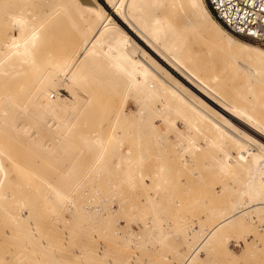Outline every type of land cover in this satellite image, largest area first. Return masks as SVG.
Listing matches in <instances>:
<instances>
[{
  "label": "rangeland",
  "instance_id": "obj_1",
  "mask_svg": "<svg viewBox=\"0 0 264 264\" xmlns=\"http://www.w3.org/2000/svg\"><path fill=\"white\" fill-rule=\"evenodd\" d=\"M106 1L95 0L94 7L106 9ZM68 9H73V16L63 10L62 19L70 21L72 17L79 16V11L71 4ZM106 10L104 17L110 12L108 8ZM209 11L216 19L210 8ZM94 16L96 12H89V17ZM119 16L113 15L110 22H119V26L142 46L134 29L127 30L128 25ZM222 27L238 41L259 46ZM167 42L160 40L158 45ZM193 49L203 61L193 71V76L211 89L216 84L213 80L216 74L224 77L225 81L216 88V93L233 100L238 80L227 79L241 64L240 58L232 57L228 50L212 42L206 43L204 37H198ZM208 50H211V55H204ZM257 62L258 58L253 57L243 62L239 70L242 71L243 66L249 71L256 67ZM180 64L189 69V62ZM58 76L63 77L61 74ZM19 83L20 80L16 83L12 79L0 80V108L4 98H9L6 112L0 109V169L4 170V175H0L3 200V208H0V264H188L190 261H193L190 264H264V207L250 210L247 213L250 218L246 216L240 224L214 230L222 216L212 214L211 210L220 208L226 201L228 192L225 185L233 181V177L217 172V163L229 152L236 155L232 145L218 147L211 142L212 134L207 127L201 125L197 129L190 121H185L180 112L170 113L166 106L160 109L162 103L153 100L152 108L169 117L156 119V137L153 133L150 135L158 144L152 143L151 153L147 154L144 164L132 167L127 160L119 163L116 156L97 163L96 150L85 149L78 137L67 135L66 128L56 132L49 129L50 113L57 116V112L50 110L48 113L35 103L46 97L35 100L29 92L14 98L7 95L18 91ZM96 86L94 81L88 85H67L68 96L60 99V113L66 114V106L72 107L76 103L72 113L77 118L79 109L88 102L89 90ZM65 91L59 90L62 95ZM53 95L57 100L58 94L52 92ZM111 95L112 92L98 91V103L116 108L121 100L119 96ZM260 100V97L256 99ZM12 101L14 103H10ZM172 102L175 103L174 99L170 101V108L174 105ZM127 104L129 115L136 114V101L130 98ZM20 106L25 107L23 116L16 112ZM181 109L185 107L180 105ZM94 119L90 117V121ZM86 121L89 122L88 119ZM13 122L27 125L26 130L18 128L17 131L12 126ZM34 130L36 136H29ZM89 131L90 125L85 124L78 134ZM130 150L132 146L128 142L120 148L121 152ZM161 157H164V162ZM242 159L249 162L248 156ZM164 163L167 169L162 173ZM73 166H77L74 174L68 173ZM235 173L239 175L238 184H243L246 174L240 165L236 166ZM53 186L71 197L69 200L68 197L59 199L49 207V203L56 199ZM82 206L93 213L96 210L102 212L104 217L91 222L85 219ZM21 210L27 211V218L19 219V222L9 214Z\"/></svg>",
  "mask_w": 264,
  "mask_h": 264
},
{
  "label": "bare ground",
  "instance_id": "obj_2",
  "mask_svg": "<svg viewBox=\"0 0 264 264\" xmlns=\"http://www.w3.org/2000/svg\"><path fill=\"white\" fill-rule=\"evenodd\" d=\"M94 2L0 0V80L12 79L15 83L20 80L21 85L18 91L8 92L7 95L14 98L29 92L35 100L46 97L35 103L48 113L50 110L57 112V116L50 113L51 118L47 121L49 129L56 132L66 128L67 135L78 137L85 149L96 150L97 163L116 156L119 163L127 160L132 167L142 166L147 154L151 153L158 129L156 119L169 117L152 108L151 102L157 100L162 103L160 109L166 106L170 113L180 112L184 120L190 121L195 128L201 125L207 127L212 134L211 142L218 147L227 144L236 149L235 156L229 152L225 159L217 163V172L233 177V181L225 185L228 192L225 204L211 210L212 214L222 216L214 230L240 224L246 216L250 218L251 215L247 214L250 210L264 207V46L240 42L230 35L212 16L205 0H108L106 9L110 12L105 17L104 13L108 11L103 6L95 8ZM70 4L79 11V16L68 21L62 19L61 14L67 10L73 16V9H68ZM92 11L96 12V16L89 17ZM111 13L112 16L124 17L119 16L128 25L127 30L134 29L142 46L119 26V22H110L114 19ZM198 37L228 50L232 57L238 56L241 64L253 57L258 58L255 68L247 71L242 66L240 71L239 64L228 77V81L238 80L233 100L216 93V88L225 81L224 77L216 74L213 77L216 84L211 89L193 76V71L203 64L198 58L199 53L193 49ZM160 40L168 42L159 46ZM176 51L177 54L173 55ZM204 53L210 56L211 50ZM185 61L189 62L188 70L180 64ZM93 81L97 86L88 89V102L79 109L77 118L72 113L76 103L72 107L66 106V114L60 113V99L68 96L67 85H88ZM60 89L66 90V93L60 94ZM101 90L112 92L111 97L114 94L119 96L120 105L111 108L98 103V91ZM52 92L58 94L57 100ZM258 97L260 101H256ZM130 98L138 105L136 114L129 115L127 102ZM173 99L175 103L172 102L174 105L170 108ZM8 100L6 97L2 102L0 109L3 113L7 110ZM180 105L185 109L180 111ZM24 109L20 106L16 112L23 116ZM90 117L95 119L90 121ZM85 124L90 125V131L79 136V130ZM12 126L17 131L27 127L22 122H13ZM35 132L29 136L35 137ZM125 142L131 144L132 150L121 152ZM243 156H248L249 162H244ZM161 158L164 162V157ZM164 164L162 173L166 172ZM238 165L246 174L243 184H238L240 172L235 173ZM76 168L73 166L68 173L74 174ZM137 171L140 173V170ZM3 172L0 169V175H4ZM52 188L56 199L49 203V207L59 199L68 197L69 200L71 197L58 187ZM2 202L0 196V208H3ZM82 209L85 208L82 206ZM26 213V210L16 214L9 212L16 221L27 218ZM83 214L85 219L94 222L104 213L85 209ZM186 232L189 233L187 228ZM120 252L123 253L122 250Z\"/></svg>",
  "mask_w": 264,
  "mask_h": 264
},
{
  "label": "built area",
  "instance_id": "obj_3",
  "mask_svg": "<svg viewBox=\"0 0 264 264\" xmlns=\"http://www.w3.org/2000/svg\"><path fill=\"white\" fill-rule=\"evenodd\" d=\"M233 35L264 46V0H206Z\"/></svg>",
  "mask_w": 264,
  "mask_h": 264
}]
</instances>
